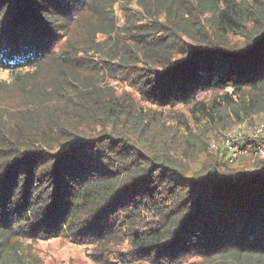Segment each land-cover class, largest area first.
<instances>
[{"label": "trees", "instance_id": "16d2710c", "mask_svg": "<svg viewBox=\"0 0 264 264\" xmlns=\"http://www.w3.org/2000/svg\"><path fill=\"white\" fill-rule=\"evenodd\" d=\"M0 70V264H264V157L209 143L264 111V0H0Z\"/></svg>", "mask_w": 264, "mask_h": 264}, {"label": "rangeland", "instance_id": "374dc122", "mask_svg": "<svg viewBox=\"0 0 264 264\" xmlns=\"http://www.w3.org/2000/svg\"><path fill=\"white\" fill-rule=\"evenodd\" d=\"M94 15L82 16L81 22L79 24H72L69 26V36L71 40L77 41L81 40L88 35V25H92L95 21ZM92 22V23H91ZM238 38V35L235 36ZM92 74L91 72H88ZM0 77L4 79H10V75L7 71L0 70ZM92 79V77H88ZM95 78V77H94ZM102 83L109 84L117 90L118 93L124 91H133V87L126 82L121 81L117 78L107 77ZM137 94V92L135 91ZM212 93H205L202 96L211 97ZM186 109V108H184ZM260 121H264V111L256 113L253 116V124ZM251 124V125H253ZM238 126V122L233 123L229 128L222 129V134L217 135L219 129H215L211 133V139L209 143L211 144L210 149L221 151V155H225V150L220 148H214L213 144H218L222 142L224 137L235 130ZM226 134V135H225ZM215 150V151H216ZM248 157V158H247ZM256 155L246 154L241 159L231 162L234 166H244L249 167L255 161ZM15 242H19L23 249L29 252L34 264H102L97 261L93 256V243L88 242H76L65 235H59L48 238H40L37 240L14 238ZM127 242L121 240L119 243L120 247L126 248Z\"/></svg>", "mask_w": 264, "mask_h": 264}, {"label": "built area", "instance_id": "2783aa9c", "mask_svg": "<svg viewBox=\"0 0 264 264\" xmlns=\"http://www.w3.org/2000/svg\"><path fill=\"white\" fill-rule=\"evenodd\" d=\"M264 121H260L254 125H247L241 122L235 130L229 133L222 142L213 144L214 148L225 150V156L230 161L241 159L251 150L256 152L258 156L264 157Z\"/></svg>", "mask_w": 264, "mask_h": 264}]
</instances>
